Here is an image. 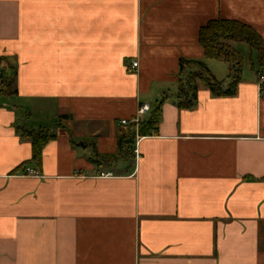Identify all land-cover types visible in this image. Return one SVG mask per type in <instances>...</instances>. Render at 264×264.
I'll list each match as a JSON object with an SVG mask.
<instances>
[{"label": "crops", "instance_id": "obj_1", "mask_svg": "<svg viewBox=\"0 0 264 264\" xmlns=\"http://www.w3.org/2000/svg\"><path fill=\"white\" fill-rule=\"evenodd\" d=\"M214 19L264 40V0H0V264H264L257 53L235 95L198 82L178 107L182 59L229 83L198 42ZM163 99L158 133L120 147Z\"/></svg>", "mask_w": 264, "mask_h": 264}, {"label": "trees", "instance_id": "obj_2", "mask_svg": "<svg viewBox=\"0 0 264 264\" xmlns=\"http://www.w3.org/2000/svg\"><path fill=\"white\" fill-rule=\"evenodd\" d=\"M198 42L202 46L205 59H213L229 65V83L218 81L208 70L203 61H180V70L185 66L192 69L186 77L179 79V102L181 109H191L197 102L198 82H203L216 97L233 96L242 80L244 59L234 44H246L258 56L257 74L264 79V40L262 36L246 23L237 20L214 19L209 21L199 31ZM4 75L2 80L12 84L11 77ZM164 99L154 108L148 120H142L138 124L129 126L127 134L119 139V146L132 149L137 136L148 137L159 131L161 120V107ZM23 136L29 138L32 143V161L38 167L42 165L43 150L47 144L55 139L49 130L23 131Z\"/></svg>", "mask_w": 264, "mask_h": 264}, {"label": "built area", "instance_id": "obj_3", "mask_svg": "<svg viewBox=\"0 0 264 264\" xmlns=\"http://www.w3.org/2000/svg\"><path fill=\"white\" fill-rule=\"evenodd\" d=\"M139 66L138 62H133L132 63V70L135 71ZM150 106L149 105H143L140 107V109L138 110L137 113V117L136 119H134L132 122L135 124H138L139 122H141L145 115L150 111ZM123 125H128L129 123L127 121H122ZM23 176L26 177H31V178H41V174L38 170L35 169H31V168H26L24 173H22ZM110 175H102V177H109Z\"/></svg>", "mask_w": 264, "mask_h": 264}, {"label": "rangeland", "instance_id": "obj_4", "mask_svg": "<svg viewBox=\"0 0 264 264\" xmlns=\"http://www.w3.org/2000/svg\"><path fill=\"white\" fill-rule=\"evenodd\" d=\"M234 46L240 52V54L242 55V57L244 59V68H245L244 71H245V73H249L247 67H248V65H251L252 64V62H250V60L252 59V56L253 55H256L255 52L252 51L251 49H249L248 46L247 45H244V44H234ZM216 65H219V67H221V69H224L223 67H225L224 64L219 63V62ZM222 76L223 77H221V79H219V81L226 82L227 81L226 75L224 74Z\"/></svg>", "mask_w": 264, "mask_h": 264}, {"label": "water", "instance_id": "obj_5", "mask_svg": "<svg viewBox=\"0 0 264 264\" xmlns=\"http://www.w3.org/2000/svg\"><path fill=\"white\" fill-rule=\"evenodd\" d=\"M1 77H2V75H1Z\"/></svg>", "mask_w": 264, "mask_h": 264}]
</instances>
